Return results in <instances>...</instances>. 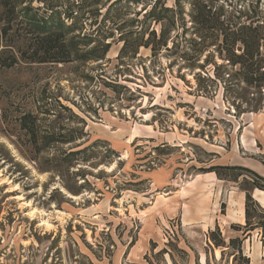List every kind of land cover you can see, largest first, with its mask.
I'll list each match as a JSON object with an SVG mask.
<instances>
[{"label":"rangeland","instance_id":"374dc122","mask_svg":"<svg viewBox=\"0 0 264 264\" xmlns=\"http://www.w3.org/2000/svg\"><path fill=\"white\" fill-rule=\"evenodd\" d=\"M191 1L180 0L187 27ZM201 1L264 21V0ZM14 2L6 34L0 5V264L264 260V180L254 174L264 176V90L212 58L191 69L165 48L121 55L122 34L147 9L177 0ZM43 17L84 38L85 51L110 48L102 59L30 62ZM26 113L52 141L41 152L21 127Z\"/></svg>","mask_w":264,"mask_h":264},{"label":"trees","instance_id":"16d2710c","mask_svg":"<svg viewBox=\"0 0 264 264\" xmlns=\"http://www.w3.org/2000/svg\"><path fill=\"white\" fill-rule=\"evenodd\" d=\"M3 11L7 10L10 18L6 20L3 26V32L6 34L12 29V22L16 19V6L14 0H0ZM191 11L189 13L192 22L187 27L185 9L180 0H177L175 7L159 5L155 2L153 6L147 9L142 19H134V22H140L138 31H129L123 35L124 44L121 49V55H128L133 52L136 55L141 46L150 48L153 53L159 54L162 48L177 54L188 68L201 67L204 62L214 61L215 70H227L230 67L231 72H227L228 78L245 83L248 87H253L260 92L264 90V21L261 20L260 13L255 9L227 10L224 6H215L201 0H192L190 2ZM0 20L3 21L0 17ZM136 20V21H135ZM49 20H35L34 23L39 28L37 34L38 46L30 52L27 48L23 56L30 62L51 63V62H69L73 59H102L110 48V43H106L102 51L98 46L85 51L80 46L87 44L84 38L78 36L68 37L69 31L63 29L64 22L53 24L48 27ZM152 23L160 24V29L151 27ZM132 25L133 22H132ZM182 28V34L177 31ZM173 31H177L172 35ZM132 32H137V37H132ZM148 33V34H147ZM147 35V38H146ZM180 37L185 44L179 46ZM170 42L172 43L169 46ZM175 48V50H174ZM219 57L224 62L217 63L215 58ZM75 57V58H74ZM31 113H26L21 117V127L30 135L31 144L36 151L41 152L52 144L48 140V135H41L37 129V123ZM75 135H70L63 139H58L61 143L73 142ZM239 168V167H238ZM241 168V167H240ZM254 172V171H252ZM254 174L264 180V176L257 172ZM260 188L264 190V185ZM255 204L253 197L248 194L246 200V217L251 218V208Z\"/></svg>","mask_w":264,"mask_h":264},{"label":"crops","instance_id":"0c3cea01","mask_svg":"<svg viewBox=\"0 0 264 264\" xmlns=\"http://www.w3.org/2000/svg\"><path fill=\"white\" fill-rule=\"evenodd\" d=\"M250 256H251L250 257L251 258L250 259L251 260V264H264V260H261V258H260L261 261L259 262V260H258L259 257H256L255 253H253L252 255L250 254Z\"/></svg>","mask_w":264,"mask_h":264},{"label":"bare ground","instance_id":"6f19581e","mask_svg":"<svg viewBox=\"0 0 264 264\" xmlns=\"http://www.w3.org/2000/svg\"><path fill=\"white\" fill-rule=\"evenodd\" d=\"M49 225V224H48Z\"/></svg>","mask_w":264,"mask_h":264}]
</instances>
